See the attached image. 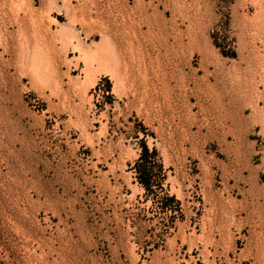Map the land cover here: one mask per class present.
Returning a JSON list of instances; mask_svg holds the SVG:
<instances>
[{"label": "rangeland", "instance_id": "rangeland-1", "mask_svg": "<svg viewBox=\"0 0 264 264\" xmlns=\"http://www.w3.org/2000/svg\"><path fill=\"white\" fill-rule=\"evenodd\" d=\"M0 264H264V0H0Z\"/></svg>", "mask_w": 264, "mask_h": 264}, {"label": "trees", "instance_id": "trees-1", "mask_svg": "<svg viewBox=\"0 0 264 264\" xmlns=\"http://www.w3.org/2000/svg\"><path fill=\"white\" fill-rule=\"evenodd\" d=\"M151 157H152V155L149 154L148 149L146 148V146H144V151H143V153L140 156V160L141 161L145 160L146 162H150L149 159ZM138 173H139L140 176L143 175L144 178L140 177V181L148 189L150 187L151 181H152L151 172H149L147 170H143V169L140 168V166H138Z\"/></svg>", "mask_w": 264, "mask_h": 264}]
</instances>
